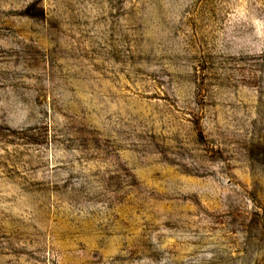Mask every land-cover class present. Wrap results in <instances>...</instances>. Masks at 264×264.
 <instances>
[{
    "label": "rangeland",
    "instance_id": "obj_1",
    "mask_svg": "<svg viewBox=\"0 0 264 264\" xmlns=\"http://www.w3.org/2000/svg\"><path fill=\"white\" fill-rule=\"evenodd\" d=\"M0 264H264V0H0Z\"/></svg>",
    "mask_w": 264,
    "mask_h": 264
}]
</instances>
